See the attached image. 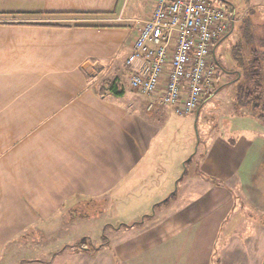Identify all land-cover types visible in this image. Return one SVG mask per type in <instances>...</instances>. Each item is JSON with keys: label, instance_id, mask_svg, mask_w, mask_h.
I'll return each mask as SVG.
<instances>
[{"label": "crops", "instance_id": "1", "mask_svg": "<svg viewBox=\"0 0 264 264\" xmlns=\"http://www.w3.org/2000/svg\"><path fill=\"white\" fill-rule=\"evenodd\" d=\"M154 3L0 0V264H264V116L189 150L121 86Z\"/></svg>", "mask_w": 264, "mask_h": 264}, {"label": "built area", "instance_id": "2", "mask_svg": "<svg viewBox=\"0 0 264 264\" xmlns=\"http://www.w3.org/2000/svg\"><path fill=\"white\" fill-rule=\"evenodd\" d=\"M147 2L149 0H141ZM209 0H155L125 60L130 87L148 100V110L167 107L180 117L198 111L215 89L216 45L235 16Z\"/></svg>", "mask_w": 264, "mask_h": 264}, {"label": "rangeland", "instance_id": "3", "mask_svg": "<svg viewBox=\"0 0 264 264\" xmlns=\"http://www.w3.org/2000/svg\"><path fill=\"white\" fill-rule=\"evenodd\" d=\"M210 1V0H209ZM216 8L222 9L227 15L235 16V23L231 25L228 37L224 39L215 51L212 58L214 63H219V70L215 80V89L220 92L209 99L200 112V120L197 113L189 114L184 117L176 115L172 110L165 108V115L170 119L166 124L165 136L167 140L175 141L177 145L183 144L188 149L196 151L198 137L205 141L210 133L213 135H227L230 132V126L238 118L248 116L252 110L248 106L239 104L237 99L239 86L244 85L249 69L251 59L250 48L260 49V58L264 62V0H211ZM262 55V57H261ZM118 78H121V86L128 87L131 90L128 71L124 69ZM133 90V89H132ZM134 91V90H133ZM136 95L137 93L134 92ZM141 104L148 105L146 98L136 96ZM146 100V102H145ZM259 116V115H258ZM208 121V129H203L201 120ZM199 121V122H198ZM199 149H204L200 145ZM53 232L51 235L38 236L44 243L38 250L35 247L32 250L22 252L23 259L39 260V263L31 264H88V257L80 251L75 252L73 248L60 252L56 256V248L53 238H56ZM31 242V239H30ZM74 254H77L74 256ZM56 257V260H53ZM28 261L19 264H28Z\"/></svg>", "mask_w": 264, "mask_h": 264}, {"label": "trees", "instance_id": "4", "mask_svg": "<svg viewBox=\"0 0 264 264\" xmlns=\"http://www.w3.org/2000/svg\"><path fill=\"white\" fill-rule=\"evenodd\" d=\"M219 44L220 42L216 45V48ZM249 50L252 57L249 62V69L247 70L246 82L244 85L239 86L237 99L239 104L250 107L254 114L264 116V62L263 59L260 58V49L256 50L251 47ZM109 84L110 83L104 84L103 89H110L115 95L123 96L124 93L118 91L115 84L110 85L108 88L106 85ZM218 92H220V89H214L210 96L203 101L202 105L207 103V101Z\"/></svg>", "mask_w": 264, "mask_h": 264}, {"label": "flooded vegetation", "instance_id": "5", "mask_svg": "<svg viewBox=\"0 0 264 264\" xmlns=\"http://www.w3.org/2000/svg\"><path fill=\"white\" fill-rule=\"evenodd\" d=\"M219 1V0H218Z\"/></svg>", "mask_w": 264, "mask_h": 264}]
</instances>
